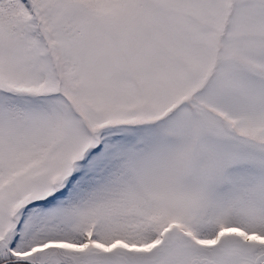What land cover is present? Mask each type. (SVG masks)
I'll list each match as a JSON object with an SVG mask.
<instances>
[{"label":"snow or ice","instance_id":"obj_1","mask_svg":"<svg viewBox=\"0 0 264 264\" xmlns=\"http://www.w3.org/2000/svg\"><path fill=\"white\" fill-rule=\"evenodd\" d=\"M0 264H264V0H0Z\"/></svg>","mask_w":264,"mask_h":264}]
</instances>
